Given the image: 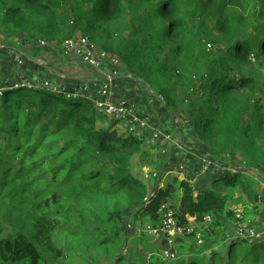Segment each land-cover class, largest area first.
<instances>
[{
	"label": "trees",
	"instance_id": "1",
	"mask_svg": "<svg viewBox=\"0 0 264 264\" xmlns=\"http://www.w3.org/2000/svg\"><path fill=\"white\" fill-rule=\"evenodd\" d=\"M140 1L145 18L137 19L134 37L101 46L122 58L125 74L163 97L170 111L166 131L185 123L194 141L184 142L185 151L172 142L169 156H151L149 150L162 147L149 141V129L126 131L124 121L77 95L85 84L69 78L67 85L58 84L37 75L40 83L27 72L31 86L20 74L16 82L21 84L15 86L0 74V264H61L68 248L57 236V226L95 264H130L132 259L165 264L157 251L166 247L163 243L153 246L149 257L136 249L131 256L124 254L131 222L141 228L159 223L164 203L179 223L214 216L204 242L192 236L177 239L178 258L166 264H264V238L239 250V243L247 242L228 236L236 215L228 195L246 182V175L226 170L198 191L179 170L184 162L198 163L200 153L221 163L224 155L239 154L247 168L256 166L264 178V101L253 97L258 91L264 95V83L254 71L264 63V0ZM126 15L123 0H72L69 7L62 0H0V55L8 56L1 57V71L15 58L18 65L44 70L27 46L38 54L39 39L59 46L64 35L73 37L77 31L95 42L105 25L117 26L121 35L124 25L133 27ZM209 36L211 48L204 39ZM155 71L169 84L171 100L147 78ZM119 77L113 92L120 87ZM177 116L181 121L175 122ZM141 131L149 135L138 137ZM148 160L152 171L145 178ZM253 187L245 191L254 203L259 191Z\"/></svg>",
	"mask_w": 264,
	"mask_h": 264
},
{
	"label": "built area",
	"instance_id": "2",
	"mask_svg": "<svg viewBox=\"0 0 264 264\" xmlns=\"http://www.w3.org/2000/svg\"><path fill=\"white\" fill-rule=\"evenodd\" d=\"M62 49L64 56L79 57L85 63L101 71L102 81L98 85L96 93L87 92V88L83 86L77 95L88 97L108 115L116 120L124 121L130 132L147 128L151 132L153 141L161 139L167 143L176 142L179 149L185 151L184 142L177 143L175 136L166 131L165 121L162 117L145 112L141 108H136L123 99L114 100L112 98L111 93L114 87L117 86L116 80L121 74L120 59L116 54L101 49L90 37L82 34L66 38ZM103 65H107L108 70L103 69ZM43 84L51 85L50 82H44ZM27 85L31 86V84ZM175 122H177L176 119ZM196 158L204 172L212 171L216 173L214 175H219L226 171L219 160L209 157L208 154L200 153L197 154ZM180 170L182 172L186 171V166L181 164ZM161 211L162 218L159 223H146L143 229L148 235L166 241L164 243L166 247L159 253L165 264L166 261L178 258V252L175 249L177 239L192 236L198 243L202 244L207 232L211 230L214 223V216L211 214L203 215L200 218L192 216L189 217L187 223H179L175 211L170 209L167 203H164ZM228 236L232 239H242L254 243L263 238L264 232L251 226L250 222L244 218L242 211L238 209L233 224L228 228Z\"/></svg>",
	"mask_w": 264,
	"mask_h": 264
},
{
	"label": "rangeland",
	"instance_id": "3",
	"mask_svg": "<svg viewBox=\"0 0 264 264\" xmlns=\"http://www.w3.org/2000/svg\"><path fill=\"white\" fill-rule=\"evenodd\" d=\"M65 1V3L69 6H71V2L72 0H62ZM21 3V2H18ZM123 3H125V5L127 6V15H126V20L128 25H133V27L130 29L128 27H126L124 25L123 30H122V34L120 35L118 32V27L113 25L108 27V25H105V30L103 31V35H100V32L97 34V40L95 41L99 46L101 45V43H109V44H118L119 42H126L131 40L134 37V33H133V29H137L139 24L137 23V19L142 20L145 18V12L138 6V4L141 5L142 7V3L140 0H123ZM138 3V4H137ZM131 10H134L135 13H131ZM211 30L215 31L216 30L211 26L209 27ZM78 33V34H77ZM77 35L81 34V32L77 31L76 32ZM139 35V34H136ZM68 38L67 35H64L62 37V40L64 42V40ZM206 43L208 44V48L212 47V37L209 36L207 38H204ZM19 40V38L15 37L14 38V42L16 43ZM63 42L58 46L56 45L55 42H48L46 39L41 38L39 39L38 43L41 44V46H43L44 48H41V46L38 47V51H45L44 53L40 52V58L38 56H36V52L32 51V47L29 45L27 46V50H29L30 54H33L34 58L33 60H35L37 63H40V59L44 62V64H49L53 67H55L56 69L58 68L59 71H63L65 70L67 71H71L73 72V74H75L77 77L79 78H85V79H90V78H96L98 75V72L96 70V68L94 69V67H92L89 64L83 63L81 60L79 59H75L76 62L73 64H70V67L72 68V70L68 69V64L65 62L64 64L61 62L63 61L60 56H59V49L60 51H63ZM133 45H137L136 42H134ZM4 46L3 44H1V47ZM0 47V48H1ZM36 47V48H37ZM101 47V46H100ZM3 48V47H2ZM1 48V49H2ZM41 48V49H40ZM10 54H13L12 52ZM30 54L28 55V57H31ZM9 55V54H8ZM117 55V54H116ZM63 56V55H62ZM118 56V55H117ZM1 57H8L7 55H0V60ZM22 56H19V58H21ZM37 57V58H36ZM119 57V56H118ZM55 59H58L60 62L59 63H55ZM120 59V65L123 67V61L122 58L119 57ZM14 64H10L8 61L5 62L6 67L5 71H1L0 68V74L3 77L9 76L13 83L16 82V79L18 77V74L21 75V77H24V82L26 84H28L29 82H31L32 79H29L27 76H31L30 74H27V72L38 75L41 77V75H43L46 71L44 70H35L32 68H28V67H24L25 64H19L17 63V58L13 59ZM12 60V61H13ZM19 62V60H18ZM105 70H108V66L107 65H103L102 67ZM27 69V70H26ZM255 71V75L256 77L259 79V81L261 83H264V63H260L257 64V66L254 69ZM160 72V71H159ZM158 71H155L152 76L147 77L149 79V81H151L155 86L163 89L165 91V98L167 100H171L173 98V95L169 93V84L165 81H163L162 76H160ZM32 77V76H31ZM9 82V79H8ZM18 83L15 86H19V84H21L20 82H16ZM157 84V85H156ZM258 89H260V86L258 85ZM264 89V86H263ZM112 98L114 100H119L117 98L114 97L113 91L111 93ZM254 97V101L257 100L258 98H261V101H264V95L261 94L260 91H258L256 94L253 95ZM253 101V102H254ZM130 104V103H129ZM96 105V104H95ZM136 108H140L135 104H130ZM97 106V105H96ZM99 108V107H97ZM100 109V108H99ZM102 110V109H100ZM104 111V110H103ZM178 122L181 121V119L177 116L175 118ZM153 141V140H152ZM151 156L155 155H159L160 153H163V151H160L158 148H155L154 150H149L148 152ZM235 157L240 156L239 154L234 155ZM139 158H136V162H135V166L139 167L140 164H138ZM248 164H245V169L247 171H250V178L247 177L246 178V182H242L240 184V186L235 187V188H231L232 190L230 191V193H234L236 190H238L239 188L242 189H247V190H253V179H255V176L259 177L258 172L256 173V170H258V168L256 166H252L247 168ZM149 171H152V169L150 168V160L147 161L146 166L142 169V173L144 174V177H148L147 175H149ZM244 175V174H243ZM229 193L228 195V200L229 203H231L232 199H233V195H231ZM140 225H138V223L135 222H131L130 224V228L132 231V234L130 236H128L127 239V243L125 245V249H124V254L131 256V252H142L145 255H147L148 257L150 256V252L152 251V247L158 244L156 243L154 237L148 235L147 233H145L144 229L139 227ZM144 227V226H143ZM57 236L59 237V239L62 241V243L68 248L65 252V255L63 256V258H61V264H95L94 259L91 257V255H88V252L83 248V246H80L79 243L77 242V240L69 234V232L65 229V228H61L59 226H57ZM134 230V231H133ZM246 241V240H245ZM247 242V241H246ZM247 243H239L238 245V249H251V245ZM225 243H221L220 245H224ZM158 253L161 252V250H157ZM187 261V260H184ZM97 264V261H96ZM130 264H144V262L142 261H138L135 263V260L132 259L130 261ZM186 264H188V262H186Z\"/></svg>",
	"mask_w": 264,
	"mask_h": 264
},
{
	"label": "crops",
	"instance_id": "4",
	"mask_svg": "<svg viewBox=\"0 0 264 264\" xmlns=\"http://www.w3.org/2000/svg\"><path fill=\"white\" fill-rule=\"evenodd\" d=\"M100 48L104 49L102 48V46ZM1 52L2 51L0 50V53ZM40 52L44 53L45 51H40ZM40 52L36 55L39 58L41 57ZM22 54L25 56L29 55L24 52H22ZM60 58L63 60L61 64L62 63L64 64L66 62L68 64V69L70 70H72V68L70 67V64L75 63L76 62L75 59H79L83 63H85L81 58L75 57V56H64L63 54V56H60ZM59 62L60 61L58 59H55V63H59ZM40 63L45 66L46 72L43 75H41V78L44 79V81H51L53 83L54 81H57L58 84L62 83V84L67 85V82L69 80H67L66 78H69L71 79V82H78V83L81 82L82 84H85L84 85L85 88H87L89 91L96 90L98 88V85L102 81L101 71L98 69H96L98 72V75L96 78L85 79V78L77 77L71 71H67V72L65 70L59 71L58 68L56 69L55 67L47 63L44 64V62L41 59H40ZM119 68H120V73H121L119 77L120 87L116 91L113 92L114 97L117 99H123L127 103L135 104L138 107H140L142 110H144L145 112L151 113L155 116L165 117L166 118L165 125H166L168 122L167 118L170 114V111L167 108L166 104L162 101L163 97L160 94H157L156 92H154V90L151 89V87L145 82H143L140 78L134 79L129 74H125V69L121 65L119 66ZM38 77L36 75L35 77L36 80L40 81V83L43 82V80ZM76 93L78 94V91ZM125 129L126 131L127 130L129 131L127 126H125ZM171 133L176 137L177 141H179L178 143H181V139H182L183 142H186L187 144H189L190 142L194 141V138H195V136L193 135L192 129L185 123H182V128H178L177 130L172 129ZM143 134H148V133L141 131V132H138L137 136L142 137ZM149 141L153 144L156 143L162 147L164 157L166 155L169 156L168 150L170 146L172 145V143L170 142L167 143V142H164L163 140L152 141L151 137H149ZM177 151L179 152L181 150L178 149ZM177 156L180 157L182 156V154L179 155L177 153ZM180 163H177V165ZM245 164H246V161L244 160L242 161L240 158L226 154L224 155V163H222V166H224L225 170L233 171V169H236L237 171H241L244 175H246V177L250 178V171H247L244 168ZM185 166H186V171L182 172L180 170V165H179V170L181 172L180 177L188 178L189 180H191V183L198 189V191H201L204 188L207 189L209 187V184L211 183V180L213 179L214 174H216V173H213L212 171L208 173L204 172L201 169V166L197 162L192 165L185 164ZM253 182H254L255 187H257L259 191L258 201L253 203L250 197L249 191H245L244 189L239 188L234 193H230V194H233L234 197L231 203L229 204V206L234 208L236 211L240 209L242 211L244 218H245V212L247 210L248 216L245 219L249 222H251V220H254L256 222L255 227L264 232V178H262L261 176L259 177L255 176V179H253ZM154 239L157 244L158 243L164 244L163 240H159L156 238ZM183 239H185V237H183L182 239H179V241ZM163 244H160V245H163ZM152 251H153V247H152ZM152 251L150 252L151 254H152Z\"/></svg>",
	"mask_w": 264,
	"mask_h": 264
},
{
	"label": "water",
	"instance_id": "5",
	"mask_svg": "<svg viewBox=\"0 0 264 264\" xmlns=\"http://www.w3.org/2000/svg\"><path fill=\"white\" fill-rule=\"evenodd\" d=\"M70 91H73V89L72 88H70L69 89ZM183 134V133H182ZM181 142L183 143V140L181 139ZM175 216H177L176 214H175ZM166 241H164V243H165Z\"/></svg>",
	"mask_w": 264,
	"mask_h": 264
}]
</instances>
